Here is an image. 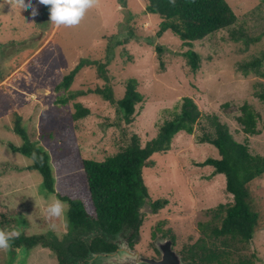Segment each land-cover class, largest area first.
I'll use <instances>...</instances> for the list:
<instances>
[{"label":"rangeland","instance_id":"374dc122","mask_svg":"<svg viewBox=\"0 0 264 264\" xmlns=\"http://www.w3.org/2000/svg\"><path fill=\"white\" fill-rule=\"evenodd\" d=\"M227 1L238 22L189 46L172 31L158 36L162 19L147 11V0H95L75 26L51 23L50 6L38 0H32L39 12L35 17L31 8H20L18 0H0V198L13 211L24 203L16 214L25 232L56 234L49 227L45 209L48 196H58L45 191L40 172L19 169L32 160L9 148L10 143L23 144L14 132L17 114L23 115L22 124L31 140L49 152L57 193L80 200L93 216L95 205L84 160H105L115 154L126 138L124 133H137L145 146L180 111L186 97L198 104L204 116L218 115L233 138L248 144L253 154L264 155V101L259 98L264 91V59L260 68H242L264 57V0ZM189 50L200 55L196 73L188 62ZM84 59L109 62V85L116 99L125 96L130 79L138 81L137 89L145 100L137 105L132 125L121 119L116 104L100 94L69 97L107 84L94 64L84 66L69 89L63 87L65 75ZM66 98L69 101L61 103ZM77 102L91 113L74 120ZM246 102L261 115L260 134H246L236 121ZM226 103L230 106L225 107ZM201 133L199 123L192 134L180 131L170 150L154 154L149 161L152 165L144 169L151 199L144 209L146 220L137 250L147 256H156L146 249L157 224L162 222V228L176 232L179 244L174 248L179 251L182 242L200 235L199 223L208 219L206 211L232 201L226 176L214 175L212 166L200 165L210 157H220L214 145L199 142ZM9 165L17 170L1 173ZM249 191V203L260 215L252 241V251L260 260L264 258V175L249 185ZM160 198H168L170 203L153 214L150 204ZM60 232L63 239L62 227ZM0 264L60 263L51 249L37 246L0 250Z\"/></svg>","mask_w":264,"mask_h":264},{"label":"trees","instance_id":"16d2710c","mask_svg":"<svg viewBox=\"0 0 264 264\" xmlns=\"http://www.w3.org/2000/svg\"><path fill=\"white\" fill-rule=\"evenodd\" d=\"M123 1V0H122ZM147 11L159 15L158 36L172 31L187 45L205 39L220 30H225L238 22V15L227 0H147ZM127 43V42H126ZM162 52V48H158ZM188 62L193 72L200 68V55L194 50L187 53ZM263 59L256 58L242 66L243 69L260 68ZM97 64L99 76L107 81L104 88L98 87L86 92L71 93L69 97L76 98L90 93L102 95L106 100L117 105L121 119L132 125L136 119L137 105L145 97L138 91V81L130 79L127 83L125 96L116 99L113 88L109 85L110 77L107 66L109 62H99L90 59L82 60L76 68L65 75L62 85L66 89L72 86L76 75L86 65ZM264 90V89H263ZM72 92V91H71ZM264 101V91L259 94ZM69 98L61 99L66 103ZM74 120L84 118L91 113L90 108L80 102L75 104ZM230 104L226 103L225 107ZM240 114L236 121L248 135L261 133L258 129L260 113L246 102L240 106ZM198 104L190 97L184 98L180 111L172 119L165 121L158 135L145 146L137 133H126L119 150L105 160L86 159L83 167L87 175L90 193L95 205V214L90 215L83 202L57 193L55 187L54 168L49 152L33 142L28 131L23 127L24 117L17 114L14 132L21 136L23 144L18 146L10 143L13 152L22 153L32 160L27 169L38 171L43 176V184L47 193L56 194L62 201L69 203L67 217L69 231L63 239L50 232L46 234H28L20 227L17 211L24 209L22 203L19 209L12 210L0 198V229H17L21 232L18 239L11 242V249L26 250L44 246L51 249L60 264H86L89 253L115 251L117 235L128 240L135 249L141 242V227L146 220L145 208L147 200L151 199L150 189L145 181V167L152 164L150 159L156 153L170 150L173 138L180 131L194 133L195 125H201L202 133L197 136L200 143L214 145L220 154L219 158L210 157L200 163L201 166H212L214 175L226 176V191L232 195V201L221 203L206 211L207 220L199 223L200 235L181 243L179 251L185 261L192 264H257L259 257L252 251V241L257 231L260 215L249 203V185L264 175V155L253 154L246 143L236 141L230 134L227 124L218 115L204 116ZM37 158H32V153ZM9 165L7 173L17 170ZM9 173V174H12ZM8 175V174H7ZM170 203L168 198H160L151 202L153 214H158ZM147 213V212H146ZM162 222L157 224L153 232V240L146 250L156 256L159 251L154 247L158 237H170L179 244L178 236L172 228H162ZM13 251V250H12Z\"/></svg>","mask_w":264,"mask_h":264},{"label":"clouds","instance_id":"9594fccd","mask_svg":"<svg viewBox=\"0 0 264 264\" xmlns=\"http://www.w3.org/2000/svg\"><path fill=\"white\" fill-rule=\"evenodd\" d=\"M170 2L174 4L175 0H170ZM16 3L20 6V8L21 7L31 8L30 14L33 17L39 14L38 9L33 6L32 0H18V2ZM38 3L46 5V6H50L49 13H50L51 23H54L56 26H61V25L75 26L80 23L86 11L94 6L95 0H38ZM32 158L34 160L37 158L36 152L32 153ZM67 209H68V205L66 204V202L60 200L55 195L48 196L45 212H46L47 219L50 222L49 223L50 229L56 232L58 237L61 235V232H60L61 227L65 230V234H66ZM57 221H60L61 224L58 225ZM20 235H21V232L15 228L0 229V250L9 249L11 247V242L14 241L15 239H18ZM159 237L161 236H158L157 238ZM174 246H175V241H174ZM135 249L137 250V247ZM106 252H109V251H106Z\"/></svg>","mask_w":264,"mask_h":264},{"label":"water","instance_id":"95a60500","mask_svg":"<svg viewBox=\"0 0 264 264\" xmlns=\"http://www.w3.org/2000/svg\"><path fill=\"white\" fill-rule=\"evenodd\" d=\"M118 248L115 251L90 252L86 264H192L186 262L182 254L174 248L170 237H159L154 245L160 256H145L132 248L128 240L117 235Z\"/></svg>","mask_w":264,"mask_h":264},{"label":"flooded vegetation","instance_id":"af4514ba","mask_svg":"<svg viewBox=\"0 0 264 264\" xmlns=\"http://www.w3.org/2000/svg\"><path fill=\"white\" fill-rule=\"evenodd\" d=\"M154 253H151V256L153 255ZM185 260V259H184ZM188 262V261H186ZM191 263V262H190ZM257 264H264V258H261L260 260L257 261Z\"/></svg>","mask_w":264,"mask_h":264}]
</instances>
